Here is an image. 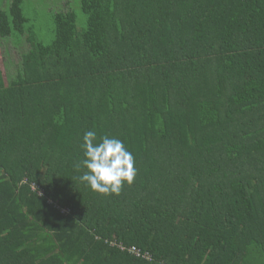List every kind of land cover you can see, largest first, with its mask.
<instances>
[{
  "label": "trees",
  "instance_id": "1",
  "mask_svg": "<svg viewBox=\"0 0 264 264\" xmlns=\"http://www.w3.org/2000/svg\"><path fill=\"white\" fill-rule=\"evenodd\" d=\"M25 2L0 6L30 45L0 72V264H264V0H64L48 44ZM89 131L135 157L119 196L80 179Z\"/></svg>",
  "mask_w": 264,
  "mask_h": 264
},
{
  "label": "clouds",
  "instance_id": "2",
  "mask_svg": "<svg viewBox=\"0 0 264 264\" xmlns=\"http://www.w3.org/2000/svg\"><path fill=\"white\" fill-rule=\"evenodd\" d=\"M83 139L86 158L75 168L77 171L87 169L80 179L92 191L102 196H119L125 183L128 186L134 184L138 175L135 157L121 140L104 136L96 143L97 134L94 131L87 132Z\"/></svg>",
  "mask_w": 264,
  "mask_h": 264
},
{
  "label": "rangeland",
  "instance_id": "3",
  "mask_svg": "<svg viewBox=\"0 0 264 264\" xmlns=\"http://www.w3.org/2000/svg\"><path fill=\"white\" fill-rule=\"evenodd\" d=\"M80 0H71L72 5L76 7ZM11 0H0V6L7 8ZM64 0H26L23 5V11L29 21L26 27L33 28L36 38L48 44L54 39L52 31L53 22L51 12L53 9H63ZM79 11V8L78 10ZM79 29L84 27V17L79 12ZM0 72L6 81L17 74L18 67L21 64L23 54L29 52V42L26 36L15 33L11 36L0 37ZM18 44V45H16Z\"/></svg>",
  "mask_w": 264,
  "mask_h": 264
},
{
  "label": "built area",
  "instance_id": "4",
  "mask_svg": "<svg viewBox=\"0 0 264 264\" xmlns=\"http://www.w3.org/2000/svg\"><path fill=\"white\" fill-rule=\"evenodd\" d=\"M122 245V244H121ZM121 245H120V247H121ZM129 251H136L135 249H133V248H129Z\"/></svg>",
  "mask_w": 264,
  "mask_h": 264
}]
</instances>
